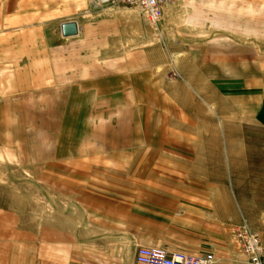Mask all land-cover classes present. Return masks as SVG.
Instances as JSON below:
<instances>
[{
    "label": "crops",
    "instance_id": "crops-1",
    "mask_svg": "<svg viewBox=\"0 0 264 264\" xmlns=\"http://www.w3.org/2000/svg\"><path fill=\"white\" fill-rule=\"evenodd\" d=\"M66 2L0 0V66H14V76L0 92V137L11 143L29 137L27 149L37 155L31 159L43 164L138 152V167L146 175L133 178L139 185L136 212L128 215L139 234L134 247L214 253L223 264H252L232 237L246 220L264 248V145L245 139L170 143L192 132L194 119L179 113V103L154 74L146 52L124 47L117 15L128 9L110 7L102 17L70 20ZM250 2L254 7L258 0ZM70 21L77 23L78 33L64 37L61 25ZM20 24L32 29L19 34ZM237 36L229 47L202 46L186 79L206 104L216 107L220 119L228 98L235 121L249 120L264 132V18L251 15L249 31ZM226 73L234 75L227 79ZM19 104L26 105L27 116L21 133ZM223 132L224 137H246L243 129ZM123 180L128 186L131 179ZM125 189L123 198L131 195ZM140 234L155 236L147 241Z\"/></svg>",
    "mask_w": 264,
    "mask_h": 264
},
{
    "label": "rangeland",
    "instance_id": "rangeland-1",
    "mask_svg": "<svg viewBox=\"0 0 264 264\" xmlns=\"http://www.w3.org/2000/svg\"><path fill=\"white\" fill-rule=\"evenodd\" d=\"M250 4V0H169L157 23H151L139 8L111 6L128 9L117 15L123 22L124 47L146 52L154 74L172 101L179 103V113L184 117L189 113L194 119L192 132L170 143L229 144L245 139L247 144L264 145V132L256 125L244 119L235 121L228 98L222 106L223 121L216 107L206 104L186 79L188 72L192 74L193 55L201 54L202 46L216 49L218 43H225L229 47L235 33L239 37L240 32L249 31L251 15L264 18V0L254 7ZM108 8L93 11L89 0H67L65 18L102 17ZM29 29L32 27L20 24L17 32ZM238 43L249 44V40ZM20 59L19 67L23 64ZM233 75L226 73L227 79ZM13 76V64L0 66V92ZM185 106L190 107L188 112ZM25 109L26 105L19 104V133L26 128ZM224 129L246 130V137H224ZM37 139L41 143L42 138ZM51 139L49 143L55 145L56 138ZM26 141L29 137L19 136L12 143L8 137H0V264H134L139 234L128 215L136 212L133 198L139 185L133 178L146 175L138 167V152L43 164L40 158L31 159L37 155L29 153ZM126 177L131 179L128 186L123 180ZM127 187L131 195L123 198L121 192ZM153 235L140 234L147 241ZM232 239L235 242L234 232ZM235 247L241 252L236 242Z\"/></svg>",
    "mask_w": 264,
    "mask_h": 264
},
{
    "label": "built area",
    "instance_id": "built-area-1",
    "mask_svg": "<svg viewBox=\"0 0 264 264\" xmlns=\"http://www.w3.org/2000/svg\"><path fill=\"white\" fill-rule=\"evenodd\" d=\"M169 0H89L93 11L116 5L133 6L141 9L151 23H157L163 7ZM234 239L241 252L250 258L252 264H262L264 248L260 238L246 220L234 229ZM134 264H223L214 254L190 255L184 252H168L163 248L140 246Z\"/></svg>",
    "mask_w": 264,
    "mask_h": 264
},
{
    "label": "water",
    "instance_id": "water-1",
    "mask_svg": "<svg viewBox=\"0 0 264 264\" xmlns=\"http://www.w3.org/2000/svg\"><path fill=\"white\" fill-rule=\"evenodd\" d=\"M61 32L64 37L76 35L78 33V26L75 21L65 22L61 25Z\"/></svg>",
    "mask_w": 264,
    "mask_h": 264
}]
</instances>
